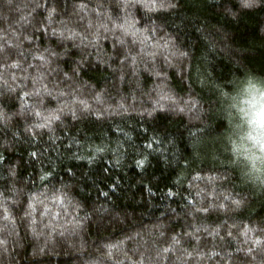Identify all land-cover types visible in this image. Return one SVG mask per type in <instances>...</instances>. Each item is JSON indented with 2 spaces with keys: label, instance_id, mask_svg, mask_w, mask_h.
<instances>
[{
  "label": "trees",
  "instance_id": "1",
  "mask_svg": "<svg viewBox=\"0 0 264 264\" xmlns=\"http://www.w3.org/2000/svg\"><path fill=\"white\" fill-rule=\"evenodd\" d=\"M151 2L0 0V264H264L220 99L264 76V0Z\"/></svg>",
  "mask_w": 264,
  "mask_h": 264
},
{
  "label": "clouds",
  "instance_id": "2",
  "mask_svg": "<svg viewBox=\"0 0 264 264\" xmlns=\"http://www.w3.org/2000/svg\"><path fill=\"white\" fill-rule=\"evenodd\" d=\"M225 119L232 126L229 142L235 156L247 161L253 179L264 183V76L248 72L231 90L220 92Z\"/></svg>",
  "mask_w": 264,
  "mask_h": 264
},
{
  "label": "snow or ice",
  "instance_id": "3",
  "mask_svg": "<svg viewBox=\"0 0 264 264\" xmlns=\"http://www.w3.org/2000/svg\"><path fill=\"white\" fill-rule=\"evenodd\" d=\"M262 2V0H242V6L245 8H251L257 5V3ZM155 0H152L151 3H145L144 7L146 8H155ZM169 7H175L174 4H170ZM54 55V53H53ZM39 59L44 60V57L41 56L39 57ZM12 67L14 68H18L19 65L18 64H13ZM25 96L30 95L29 93L25 92L23 93ZM166 98H170V97H166ZM182 111V109H181ZM73 115H75V113H73ZM53 119H59V116H54ZM197 195H199V193H197ZM227 199V197L225 198ZM232 204L236 205L237 207H239L240 205V201L239 200H232L231 201ZM226 205L224 204H212L209 203L208 205L205 206H201L198 208H194V211L197 213H209L211 211L214 210H218V209H225ZM249 233H255V235L252 237V243L261 248L264 249V227H260L259 229H254V228H245L244 232L242 233L245 236H248ZM228 235H231V232L228 233ZM0 243H3L2 241H0ZM253 249H249V252H251ZM164 251H168V249H165Z\"/></svg>",
  "mask_w": 264,
  "mask_h": 264
}]
</instances>
